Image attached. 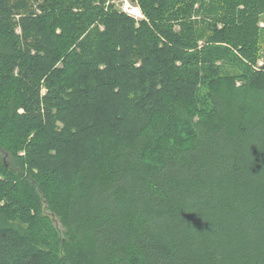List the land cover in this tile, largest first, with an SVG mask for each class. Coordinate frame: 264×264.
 <instances>
[{
    "label": "trees",
    "instance_id": "16d2710c",
    "mask_svg": "<svg viewBox=\"0 0 264 264\" xmlns=\"http://www.w3.org/2000/svg\"><path fill=\"white\" fill-rule=\"evenodd\" d=\"M38 1L0 0V264H264V0Z\"/></svg>",
    "mask_w": 264,
    "mask_h": 264
},
{
    "label": "rangeland",
    "instance_id": "374dc122",
    "mask_svg": "<svg viewBox=\"0 0 264 264\" xmlns=\"http://www.w3.org/2000/svg\"><path fill=\"white\" fill-rule=\"evenodd\" d=\"M18 1L19 0H12V4L15 5ZM111 1L112 2L114 1L115 4L118 5V9H119V7H121V9L123 8L122 11H124V12H127L126 10L131 6V4H132V6L135 5L136 7L137 6L139 7L138 4H135L134 2H131L129 0H109L107 2V4L109 2H111ZM38 2H39L38 0H29V2H28L29 10L28 11L26 9H24V8H22V9H16V8H14L13 9V15H12V17H13V21L17 25V31L19 33L22 32V27H21V25H22V23H21L22 17H24L26 15H29L30 12H31L30 14H35L37 12L38 13H41V9L38 8ZM240 7H243V6H240ZM125 8H126V10H125ZM130 15H132V13H130ZM132 16H134V14ZM135 17L141 18V16H136V15H135ZM195 18H197L196 20H199L201 17L199 15H196ZM259 26L263 29V31H262V40H261V48H260L261 55H260V58L257 60V63L253 65V68L256 69V70H261L262 68H264V14L262 16V20L259 23ZM177 29H178V27H177ZM58 31H60V29H58ZM199 44L200 45H203L204 42L203 41H200ZM235 71H237V70L232 69V72H235ZM45 79L46 78H44L42 80V85H41V93H42V95H45V93L47 92V87H46V84H45ZM56 223H57V225L63 231L65 230L64 226L60 222L57 221Z\"/></svg>",
    "mask_w": 264,
    "mask_h": 264
},
{
    "label": "built area",
    "instance_id": "2783aa9c",
    "mask_svg": "<svg viewBox=\"0 0 264 264\" xmlns=\"http://www.w3.org/2000/svg\"><path fill=\"white\" fill-rule=\"evenodd\" d=\"M130 1V0H129ZM123 9V8H122ZM125 10H126V8H125ZM127 12H128V14H130V13H132V15L134 14V17H135V15L136 16H141V18H143L144 17V15H143V12H142V10H141V8H140V6L138 7H136L135 5H133L132 6V4H131V6L126 10ZM126 12V13H127ZM130 12V13H129ZM137 18V17H136Z\"/></svg>",
    "mask_w": 264,
    "mask_h": 264
}]
</instances>
